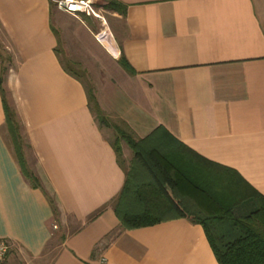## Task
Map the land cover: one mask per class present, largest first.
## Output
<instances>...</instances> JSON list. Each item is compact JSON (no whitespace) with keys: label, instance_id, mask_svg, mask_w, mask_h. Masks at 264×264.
Wrapping results in <instances>:
<instances>
[{"label":"crops","instance_id":"crops-1","mask_svg":"<svg viewBox=\"0 0 264 264\" xmlns=\"http://www.w3.org/2000/svg\"><path fill=\"white\" fill-rule=\"evenodd\" d=\"M119 1L126 14L110 11L111 35L90 41L104 59L101 108L138 139L163 126L264 195V0ZM54 5L0 0L3 86L40 182L23 173L0 92V239L22 264H219L199 223L121 226L114 205L127 166L84 81L64 68ZM81 16L92 32L85 21L96 18Z\"/></svg>","mask_w":264,"mask_h":264},{"label":"trees","instance_id":"trees-1","mask_svg":"<svg viewBox=\"0 0 264 264\" xmlns=\"http://www.w3.org/2000/svg\"><path fill=\"white\" fill-rule=\"evenodd\" d=\"M106 8L125 15L127 7L119 0H107ZM0 55L3 57L1 52ZM62 63L68 72L81 79L63 60ZM121 64L135 73L125 57ZM6 72L7 67L3 65L0 92L6 121L24 175L34 187H39V179L26 167L17 113L9 104L3 86ZM86 91L90 109L100 127L111 128L116 133L115 140L110 141L119 163L124 165L122 142L133 152L126 167L124 187L114 205L124 229L186 218L204 227L219 264H264L262 193L238 171L197 154L163 126L144 138H136L124 123H113L105 114L94 88L86 86Z\"/></svg>","mask_w":264,"mask_h":264},{"label":"rangeland","instance_id":"rangeland-1","mask_svg":"<svg viewBox=\"0 0 264 264\" xmlns=\"http://www.w3.org/2000/svg\"><path fill=\"white\" fill-rule=\"evenodd\" d=\"M96 3L97 7L101 8L105 22L99 19H90L89 22L85 21L88 27L93 29L92 32L82 24L81 21L84 17L81 15L74 16L61 12L59 21L60 44L58 49L60 52V58L64 61V63L72 68L74 72L80 75L81 79L84 81V83H86V86H90L94 88V90L96 88L94 82H97L100 76V63L101 61H104V59L103 56L93 50L94 48L90 44V41H92V37L98 39L101 42L104 41V37L111 33L112 27L115 24L110 10L106 8L107 1L96 0ZM58 13L59 11L54 5L52 9L53 17L57 18ZM118 25L119 28L122 27L120 22ZM102 33H104V37H102ZM3 47L5 48V45L0 39V48L3 49ZM109 118L113 123L122 125L120 121L113 119L110 116ZM106 132L110 137V140L114 141L116 138L115 131L111 128H106ZM123 145L125 147L127 146L125 142H122V147ZM130 160L131 156H128L127 149L124 153L122 148V163L128 166ZM31 172H34V170H31ZM13 254L14 253H12V251L9 252L4 264H22Z\"/></svg>","mask_w":264,"mask_h":264},{"label":"built area","instance_id":"built-area-1","mask_svg":"<svg viewBox=\"0 0 264 264\" xmlns=\"http://www.w3.org/2000/svg\"><path fill=\"white\" fill-rule=\"evenodd\" d=\"M56 7L65 13L79 16L86 15L105 22L101 8L97 7L96 0H53ZM102 33V37H104ZM12 246L5 239H0V264H4Z\"/></svg>","mask_w":264,"mask_h":264}]
</instances>
